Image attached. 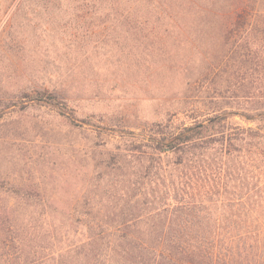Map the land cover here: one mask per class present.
Wrapping results in <instances>:
<instances>
[{
  "label": "rangeland",
  "instance_id": "obj_1",
  "mask_svg": "<svg viewBox=\"0 0 264 264\" xmlns=\"http://www.w3.org/2000/svg\"><path fill=\"white\" fill-rule=\"evenodd\" d=\"M219 8L220 0H0V201L53 206L35 216H83L72 209L94 193L98 172L115 186L121 135L190 124L222 50L203 14Z\"/></svg>",
  "mask_w": 264,
  "mask_h": 264
},
{
  "label": "trees",
  "instance_id": "obj_2",
  "mask_svg": "<svg viewBox=\"0 0 264 264\" xmlns=\"http://www.w3.org/2000/svg\"><path fill=\"white\" fill-rule=\"evenodd\" d=\"M220 1L192 122L121 135L115 186L98 172L83 216L0 201V264H264V0Z\"/></svg>",
  "mask_w": 264,
  "mask_h": 264
}]
</instances>
